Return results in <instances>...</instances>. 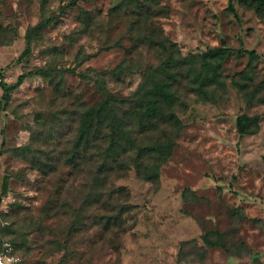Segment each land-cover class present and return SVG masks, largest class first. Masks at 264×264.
Masks as SVG:
<instances>
[{"label": "rangeland", "instance_id": "obj_1", "mask_svg": "<svg viewBox=\"0 0 264 264\" xmlns=\"http://www.w3.org/2000/svg\"><path fill=\"white\" fill-rule=\"evenodd\" d=\"M139 1L0 0V82L27 75L6 99L0 86V251L9 242L26 264H264V6L254 0H233L235 11L229 0H154L159 30L197 55L190 80L209 48L224 39L232 52L212 61L207 95L183 79L167 113L148 120L139 145L165 151L116 180L121 229L102 227L92 164L45 172L34 161L37 149H68L81 111L102 98L97 72L126 60L106 77L124 97L162 70L165 52L135 42ZM241 115L258 116L243 134Z\"/></svg>", "mask_w": 264, "mask_h": 264}, {"label": "trees", "instance_id": "obj_2", "mask_svg": "<svg viewBox=\"0 0 264 264\" xmlns=\"http://www.w3.org/2000/svg\"><path fill=\"white\" fill-rule=\"evenodd\" d=\"M72 1L77 3L90 0ZM254 1L264 6V0ZM137 4L145 28L143 32L136 34L135 42L137 46L144 44L150 48L159 47L165 52L166 59L162 70L151 75L144 73L137 90L124 97H119L110 89L106 77L121 73L120 71L124 70L122 63H126V60L114 69L95 72L97 75L95 80L101 90L102 98L81 111L76 133L68 143V149L57 156L51 151L37 149V152L41 151L44 159L38 155L39 153L33 155L34 161L39 163L40 169L45 172L56 169L62 162L66 163L72 172L88 162L94 166L95 180L97 183H102V194L107 199V203L103 206L107 215L102 223V227L107 232L121 229L123 226L122 214L125 210L119 199L121 200L125 190L115 184L116 180L123 176L133 163H137L142 155L150 157L151 154L159 155L165 151L161 144L139 145V139L149 131L148 120L157 118L160 121V118L167 113L163 104L169 102L172 104L177 92L182 87L187 88L186 84L189 86L198 83L194 89L207 95V89L218 78L220 62L214 65L212 61L223 59L232 52L224 39L220 46L209 48L202 54L205 58L204 75L199 72L190 80L188 72L193 69L197 55L193 53L181 55L180 51L174 48L175 42L170 41L159 30L153 19L154 16L162 13L157 1L143 0ZM229 5V8L235 11L233 0H229ZM41 25L43 23L35 26L34 29H38ZM245 51L250 55H257L255 50ZM26 76L25 73L19 74L14 83L1 81L3 97L8 98L9 93L19 87ZM183 79L187 81L186 84H183ZM251 122H258V116H239V133H246ZM25 148L31 153L36 151L31 143ZM149 168L151 169V166ZM152 173H155V169L149 172L151 176L155 175Z\"/></svg>", "mask_w": 264, "mask_h": 264}, {"label": "built area", "instance_id": "obj_3", "mask_svg": "<svg viewBox=\"0 0 264 264\" xmlns=\"http://www.w3.org/2000/svg\"><path fill=\"white\" fill-rule=\"evenodd\" d=\"M0 264H26V261L8 242L6 247L0 251Z\"/></svg>", "mask_w": 264, "mask_h": 264}]
</instances>
